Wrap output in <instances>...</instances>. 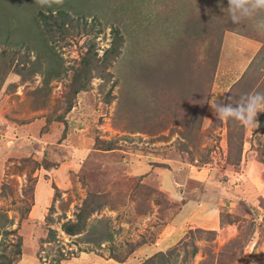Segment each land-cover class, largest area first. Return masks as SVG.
Instances as JSON below:
<instances>
[{"label":"rangeland","instance_id":"rangeland-1","mask_svg":"<svg viewBox=\"0 0 264 264\" xmlns=\"http://www.w3.org/2000/svg\"><path fill=\"white\" fill-rule=\"evenodd\" d=\"M129 1L0 0V264H264V128L209 104L264 92V35Z\"/></svg>","mask_w":264,"mask_h":264},{"label":"clouds","instance_id":"clouds-1","mask_svg":"<svg viewBox=\"0 0 264 264\" xmlns=\"http://www.w3.org/2000/svg\"><path fill=\"white\" fill-rule=\"evenodd\" d=\"M41 6H51L52 3L45 4V0H36ZM64 0H56V4L62 5ZM227 9L233 24L250 22L253 29L264 35V0H228ZM213 115L219 122L228 120L239 121L245 128H259L258 117L264 113V92L247 94L240 98V102L233 104L228 98V102L209 103Z\"/></svg>","mask_w":264,"mask_h":264},{"label":"trees","instance_id":"trees-1","mask_svg":"<svg viewBox=\"0 0 264 264\" xmlns=\"http://www.w3.org/2000/svg\"><path fill=\"white\" fill-rule=\"evenodd\" d=\"M47 1H50V2H56V0H47ZM46 1V2H47ZM97 1V0H96ZM136 0H131L128 2V5L129 4H134ZM90 4L88 5L89 7L91 8H96V10L98 11H101L102 7H101V0L99 1V3L97 2H93V0H89ZM68 4V2H66V0H64V3L62 5H59L57 4V10L58 12L61 14V16L66 17L68 16L69 18V14L67 12V9L65 10L64 8L66 7V5ZM48 11L50 13L53 12V7H48ZM32 12V16H31V19L32 21H35L36 24H40L41 21L42 23H46L47 20L51 17V14H45L44 11L42 9H39L38 11H31ZM80 13V18H85L87 16V12H79ZM89 13H92V16L95 18L96 15L95 13L93 14V12H89ZM103 13H106L105 10H103ZM0 14H2L4 16V13H1V10H0ZM6 14V12H5ZM10 18V16H9ZM5 29V33L9 34V32L11 33V31H7V28H4ZM0 34H3V28L2 30L0 31ZM4 53H6V50L3 51ZM108 53V52H107ZM90 55H96V53L93 51V48H90L86 54V56L84 57L83 59V68H82V71L80 72V74H78V77L84 75L87 73V76L88 78L91 76V70L94 68L93 65L91 64V61L92 59H95L96 58H90ZM78 80V79H77ZM75 93H77L79 91V89H82L83 87H86V83H81V84H77V81L75 80ZM259 124L262 128H264V115H261L259 117ZM85 227V217H82V215H80L78 218H77V221H69L67 222L65 225H64V230L68 233V234H71V235H76V234H79L82 232V229ZM198 229H201V228H198ZM202 230V229H201ZM110 237H108L107 239H109ZM153 257V256H152ZM152 257L148 258L146 260L147 264H157V263H154ZM161 263L164 264V263H167L166 261V256H165V253L164 252H161ZM159 264V263H158Z\"/></svg>","mask_w":264,"mask_h":264},{"label":"crops","instance_id":"crops-1","mask_svg":"<svg viewBox=\"0 0 264 264\" xmlns=\"http://www.w3.org/2000/svg\"><path fill=\"white\" fill-rule=\"evenodd\" d=\"M64 164H62L60 167H63ZM207 221V220H206ZM207 223V222H206Z\"/></svg>","mask_w":264,"mask_h":264}]
</instances>
